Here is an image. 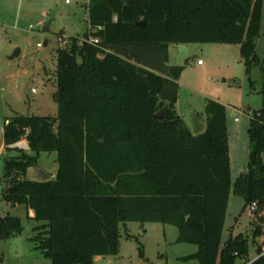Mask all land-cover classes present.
I'll use <instances>...</instances> for the list:
<instances>
[{
    "label": "trees",
    "instance_id": "obj_1",
    "mask_svg": "<svg viewBox=\"0 0 264 264\" xmlns=\"http://www.w3.org/2000/svg\"><path fill=\"white\" fill-rule=\"evenodd\" d=\"M263 17L264 0H89L83 38L58 50L55 132L42 116H17L4 129L7 143L18 124L33 132L36 156L4 159L3 198L34 213L31 241L52 264L118 255L128 222L177 227V242L198 246L185 260L264 264L261 245L249 258L264 234V113L250 118L248 171L232 183L225 105L208 99L206 129L193 134L176 110L184 68L169 64L170 45L237 44L250 76ZM45 151L57 153L55 178L27 179ZM231 191L243 210L256 202L257 217L252 240L222 244ZM22 231L21 218L0 216V239Z\"/></svg>",
    "mask_w": 264,
    "mask_h": 264
},
{
    "label": "rangeland",
    "instance_id": "obj_2",
    "mask_svg": "<svg viewBox=\"0 0 264 264\" xmlns=\"http://www.w3.org/2000/svg\"><path fill=\"white\" fill-rule=\"evenodd\" d=\"M88 4L89 0L69 3L66 0H0V126L3 130L7 121L17 116H42L49 117L51 131L55 132L58 50L69 46L71 38H83L89 26ZM46 24H49L48 32L44 31ZM256 43L259 60L250 76L245 72L240 45L192 43L185 59L178 58L175 45L169 49V64L184 68L179 79L178 108L187 125L192 128L193 113L206 119L208 99L226 107L232 183L248 171L250 118L253 113H264V17ZM16 49L21 50L20 55L10 59ZM200 60L202 64L198 63ZM18 131L19 138L10 143L5 141L0 149V216L21 218L23 231L0 239V264H52L31 241L33 229L40 223L28 217L25 207L12 206L3 198L4 159L22 154L36 156L30 146L31 128L18 124ZM56 159V151L39 153L25 177L39 179L38 169L43 168L55 178ZM229 201L222 244L229 239L231 230L236 235H246L249 229V221L242 213L244 198L231 191ZM177 237L178 228L173 225L121 224L119 254L95 256L94 263L200 264L195 259H183L196 252L198 246L179 243ZM250 252L256 253L252 245Z\"/></svg>",
    "mask_w": 264,
    "mask_h": 264
},
{
    "label": "water",
    "instance_id": "obj_3",
    "mask_svg": "<svg viewBox=\"0 0 264 264\" xmlns=\"http://www.w3.org/2000/svg\"><path fill=\"white\" fill-rule=\"evenodd\" d=\"M137 26H143L145 27V22L144 21H138L136 22ZM45 32L49 31V24H46L44 28ZM44 45H47V42L44 43ZM178 47V58L179 59H185L189 48L186 44H180L177 46ZM21 53L20 49H16L15 52L11 55L10 59H13L15 57H18ZM239 75H241V67H239ZM168 111V105H166L162 110L156 113V117L159 119H162L166 116ZM206 129V123L199 117V115L193 113V119H192V132L193 134H199L204 132ZM5 143V131L1 128L0 126V149ZM54 174L47 172L43 168L38 169V177L42 181H48L52 179Z\"/></svg>",
    "mask_w": 264,
    "mask_h": 264
},
{
    "label": "crops",
    "instance_id": "obj_4",
    "mask_svg": "<svg viewBox=\"0 0 264 264\" xmlns=\"http://www.w3.org/2000/svg\"><path fill=\"white\" fill-rule=\"evenodd\" d=\"M178 45H175V47H176V55H178V47H177ZM188 46V48H189V44L187 45ZM189 51H190V48H189ZM189 51H188V53H189ZM170 53V52H169ZM169 59H170V55H169ZM241 69L243 70V65L241 66ZM179 100V99H178ZM178 100H177V102H176V110H177V112L180 114V115H182L180 112H179V108H178ZM226 115H227V112H226ZM204 122H205V119L204 118H201ZM227 127H228V122H227ZM192 129V128H191ZM228 137H229V133H228ZM229 150H230V148H229ZM230 166H231V157H230ZM230 202V201H229ZM229 206V205H228ZM247 211L246 210H244V212L242 211V213H244V215L246 216V220H248L249 221V229H246V235H244L243 233H241V234H243L244 236H247V237H249V239H251L252 240V238H253V229H254V227H253V222L256 220V217H257V215L258 216H260V215H263L264 216V208H263V210H260V212L256 215V214H254V215H252L251 213H248V215H246L247 213H246ZM29 215L30 216H33L34 215V213L32 212V211H30V213H29ZM231 235H230V237L232 236V237H235V236H237L235 233H234V230L232 231L231 230ZM229 237V238H230ZM259 245H261L262 246V248H263V251H264V234L262 235V236H260V237H258V238H256V240H255V242H252V246H254L255 247V250H257V247L259 246ZM197 250H198V247H197ZM197 252V251H196ZM195 253V252H194ZM259 256H258V254H257V252L256 253H250V256H249V258H250V262H252V261H254V260H256L257 258H258ZM249 262V263H250Z\"/></svg>",
    "mask_w": 264,
    "mask_h": 264
},
{
    "label": "built area",
    "instance_id": "obj_5",
    "mask_svg": "<svg viewBox=\"0 0 264 264\" xmlns=\"http://www.w3.org/2000/svg\"><path fill=\"white\" fill-rule=\"evenodd\" d=\"M70 0H66V3H69ZM90 41L92 42H97L98 40L97 39H94V38H91ZM64 43H68V41H65ZM41 46V45H39ZM199 64H202V61L200 60L198 62ZM9 123V120L7 121V124ZM247 212L248 213H251L252 215L256 214L257 210H258V205L256 202H252L250 205L247 206L246 208Z\"/></svg>",
    "mask_w": 264,
    "mask_h": 264
}]
</instances>
